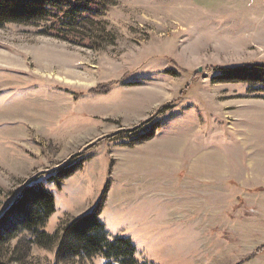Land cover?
Here are the masks:
<instances>
[{"label": "rangeland", "instance_id": "374dc122", "mask_svg": "<svg viewBox=\"0 0 264 264\" xmlns=\"http://www.w3.org/2000/svg\"><path fill=\"white\" fill-rule=\"evenodd\" d=\"M102 1L61 39L45 23L0 29V218L38 183L59 210L47 233L105 198L108 234L130 239L140 262L264 264L251 257L264 246V85L217 72L264 64V0ZM69 166L57 190L50 178ZM145 182L157 200L134 198ZM4 226L15 237L0 262L56 264L57 244Z\"/></svg>", "mask_w": 264, "mask_h": 264}, {"label": "trees", "instance_id": "16d2710c", "mask_svg": "<svg viewBox=\"0 0 264 264\" xmlns=\"http://www.w3.org/2000/svg\"><path fill=\"white\" fill-rule=\"evenodd\" d=\"M93 1L0 0V29L10 25L36 27L45 23L50 25L46 26L48 32L42 35L61 39V36L62 38L65 36L64 30L75 28L86 21L85 15ZM217 72L220 75L218 80L222 83L264 85V64L235 69L220 68ZM120 81L100 85L90 90L89 94L107 95L113 87L120 84ZM75 169L73 166L61 168L50 181L55 184L57 190H60L63 180L71 177ZM105 201V198H102L92 212L63 225L61 233L50 234L45 231V227L57 211L55 196L41 184H28L6 215L0 218V242L15 237L9 233L10 236L7 238L2 232L10 231V227L6 229L4 226L10 217L17 222V226L30 235V244L42 249H50L57 244L56 264L77 258L89 260L100 258L105 260L106 264H149L137 259L136 248L130 239L108 234L100 218ZM263 253L264 246L255 250L251 257Z\"/></svg>", "mask_w": 264, "mask_h": 264}, {"label": "crops", "instance_id": "0c3cea01", "mask_svg": "<svg viewBox=\"0 0 264 264\" xmlns=\"http://www.w3.org/2000/svg\"><path fill=\"white\" fill-rule=\"evenodd\" d=\"M2 56V55H1ZM3 56H6V55H3ZM145 184H146V187L148 188V192L146 193V194H140V193H137L136 194V196H134V198H137V196H142V198H150V199H153V198H155L156 200H157V195H156V192L153 190V189H151L150 188V186H148V184L145 182ZM150 194H152V195H150ZM170 199V198H169ZM168 199V200H169ZM157 203V202H156ZM170 205H171V207H173L174 209H176L177 208V206H179V208H182L181 207V205L182 204H180V202L178 201V200H173L172 201V199H170ZM164 204V203H163ZM169 205V204H168ZM168 205H163V206H161V207H164V208H168ZM57 211H59L58 209H57ZM170 215H172L171 213H170ZM103 216V215H102ZM101 220H102V222L104 223V225L105 226H107L106 225V222H105V220H104V218H101ZM165 222H166V219H165V214H162V217H161V220H160V224L162 225V226H166V224H165ZM170 225V224H169ZM106 229H107V227H106ZM151 246H154V247H156V246H158L157 245V241H156V239H155V241L152 243V245ZM161 247V250H162V246H160ZM167 247V246H166ZM137 255V254H136ZM166 257H168L167 255H166ZM170 258V257H169Z\"/></svg>", "mask_w": 264, "mask_h": 264}, {"label": "water", "instance_id": "95a60500", "mask_svg": "<svg viewBox=\"0 0 264 264\" xmlns=\"http://www.w3.org/2000/svg\"><path fill=\"white\" fill-rule=\"evenodd\" d=\"M199 72H202V69H200Z\"/></svg>", "mask_w": 264, "mask_h": 264}]
</instances>
